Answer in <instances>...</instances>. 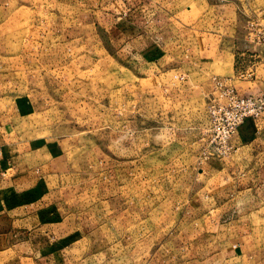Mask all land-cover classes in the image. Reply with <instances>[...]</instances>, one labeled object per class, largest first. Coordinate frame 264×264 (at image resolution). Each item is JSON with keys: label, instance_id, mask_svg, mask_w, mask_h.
Wrapping results in <instances>:
<instances>
[{"label": "rangeland", "instance_id": "obj_1", "mask_svg": "<svg viewBox=\"0 0 264 264\" xmlns=\"http://www.w3.org/2000/svg\"><path fill=\"white\" fill-rule=\"evenodd\" d=\"M197 1L163 0L174 55L150 64L95 2L0 0V122L36 161L30 209L45 223L36 234L53 237L51 264H225L218 242L238 247L264 223L238 222L246 204L216 209L203 171L228 155L209 146L207 94L234 68L233 50L199 54L200 30L215 26ZM245 6L244 23L264 28V0ZM235 39L228 47L242 46Z\"/></svg>", "mask_w": 264, "mask_h": 264}, {"label": "crops", "instance_id": "obj_2", "mask_svg": "<svg viewBox=\"0 0 264 264\" xmlns=\"http://www.w3.org/2000/svg\"><path fill=\"white\" fill-rule=\"evenodd\" d=\"M88 1L96 3L98 17L103 19L106 29L126 40L143 62L157 64L174 55L172 45L167 41L170 30L158 24L163 0ZM197 4L206 5L209 22L215 26L200 30L201 37H197L199 54H225L228 49L233 50V59L230 57L233 63L229 66L234 68V73L224 75L234 76L233 82L241 94H264V44L255 39L253 47L244 46L245 39L250 43L248 33L251 30L250 24L243 21L246 18L243 14L245 0H198ZM239 25L243 27L237 34L236 26ZM217 27H224L225 31L221 32ZM229 28L235 31L228 32ZM232 38H241L242 46L228 47ZM207 57L197 58L194 63L203 66ZM240 71H251L252 74L240 78L237 76ZM237 77L242 81L240 85L235 83ZM6 127L0 122V192H3L0 194V264H51V258L55 257L50 248L53 237L36 234V226H45V223L36 222V209H30V205L36 203V161L19 151ZM230 141L232 149L228 155L213 156L203 166V171L211 178L216 209L230 211L233 208L235 212L240 205L246 204L245 219H238V222H242L241 225L264 222V116L247 118ZM47 174L49 178L51 172ZM247 236L238 247L225 236L218 242V251L212 252L214 258L216 253H221L224 256L216 258L225 264H264V223L254 235L249 232Z\"/></svg>", "mask_w": 264, "mask_h": 264}, {"label": "built area", "instance_id": "obj_3", "mask_svg": "<svg viewBox=\"0 0 264 264\" xmlns=\"http://www.w3.org/2000/svg\"><path fill=\"white\" fill-rule=\"evenodd\" d=\"M250 29L251 32L254 30L256 40L264 39V28L257 30L256 23L250 22ZM249 74H252L251 71H240L237 76L247 78ZM233 79V75H214L212 78L213 89L207 103L212 153L228 154L232 148L231 137L237 128L247 118L264 116V94H241Z\"/></svg>", "mask_w": 264, "mask_h": 264}]
</instances>
